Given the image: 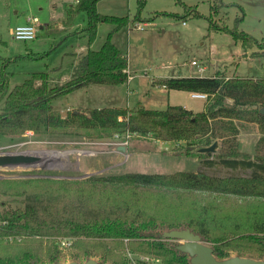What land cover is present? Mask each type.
Returning a JSON list of instances; mask_svg holds the SVG:
<instances>
[{
	"label": "trees",
	"instance_id": "1",
	"mask_svg": "<svg viewBox=\"0 0 264 264\" xmlns=\"http://www.w3.org/2000/svg\"><path fill=\"white\" fill-rule=\"evenodd\" d=\"M98 0H77L67 9L71 22L81 11L88 24L81 33L90 45L101 22L114 25L99 49L88 48L79 57L78 71L64 82L53 81L49 71H35L10 88L9 77H0V134L85 136L112 138L119 134L150 136L183 142L181 154L199 156L205 170L173 173L124 172L92 174L83 178L31 176L0 177V264H54L66 255L61 239L72 243L70 260L99 257L100 264H152L127 255L144 254L160 264H190L177 242L161 238L164 230L189 227L213 244L215 254L227 257L256 252L264 257V77L173 76L160 79L167 89L207 94L205 109L194 111L169 104L164 109L122 106L54 108L59 96L93 84L116 85L129 79L128 59L111 41L112 34L129 25V16L96 11ZM142 3V0H139ZM180 1V0H178ZM218 13L225 0H210ZM240 19V18H239ZM238 19V20H239ZM243 19V17L241 18ZM133 21L138 20L132 18ZM235 40L249 48L257 42L248 33L234 31ZM27 55L39 57L38 52ZM18 58L15 57L14 61ZM258 125L261 136L254 155L239 150L240 127ZM218 141L211 154L198 149ZM217 166L249 169L250 175L208 173ZM218 171V170H217ZM202 194L233 197L226 202L194 198ZM156 234L158 236H156ZM263 256V257H262Z\"/></svg>",
	"mask_w": 264,
	"mask_h": 264
},
{
	"label": "rangeland",
	"instance_id": "2",
	"mask_svg": "<svg viewBox=\"0 0 264 264\" xmlns=\"http://www.w3.org/2000/svg\"><path fill=\"white\" fill-rule=\"evenodd\" d=\"M211 3L210 0H142V3L139 0H98L97 12L131 18L128 26L115 31L111 37L128 59L130 77L127 82L116 85L93 84L78 88L55 98L52 101L54 108L65 114L69 109L81 107L122 106L135 109L142 105L149 109H164L172 103H188L189 107L200 111L205 100L191 98L182 90L173 91L171 94L176 97L170 98L169 90L154 83L158 84L159 77L179 73L182 69H193L191 75L207 76L223 71L229 76L264 77V0H225V5L214 14ZM71 4L76 3L74 0H0V77L11 74L10 88L22 83L35 71H49L53 81L64 82L77 74L79 53L86 52L89 47L99 49L103 45L114 25L99 23L96 38L88 45L87 38L81 33L87 27L88 14L78 12L69 22L67 7ZM27 14H38L44 27H39L33 40H17L12 30L15 23L25 21ZM132 18L138 20L133 21ZM138 25L144 29H139ZM235 30L248 33L257 42L245 49L241 40H235ZM30 51L38 52L39 57L27 55ZM15 57L18 59L14 61ZM193 60L199 66H205L206 71L199 72L192 64ZM2 105L1 102L0 107ZM260 136L256 123L242 124L239 150L245 155H254ZM128 141L127 149L123 151L112 138L46 137L31 131L15 136L0 134V151L37 152L46 156L49 165L31 169L22 166L0 168V177L21 179L53 175L83 178L88 173L111 175L201 170L199 156L181 154L179 150L183 147L174 141L139 135L130 136ZM209 170L219 175L251 174L249 169L242 168L233 170L217 166ZM194 198L201 202L224 201L228 206L233 200V197L220 194H202ZM2 199L7 197L0 196ZM63 251L66 255L62 260H70V248ZM128 251L131 250L127 249V255L134 263L149 257L152 264H160L159 259L152 256L133 252L130 256ZM234 254L238 252L230 251V255ZM242 255L261 258L250 251Z\"/></svg>",
	"mask_w": 264,
	"mask_h": 264
},
{
	"label": "water",
	"instance_id": "3",
	"mask_svg": "<svg viewBox=\"0 0 264 264\" xmlns=\"http://www.w3.org/2000/svg\"><path fill=\"white\" fill-rule=\"evenodd\" d=\"M260 113L264 115V106L260 108ZM218 141L216 140L209 146H204L198 149L202 153H214L217 151ZM125 151L126 145L119 147ZM47 160L37 152H31L29 150L23 151H0V168L14 169L18 166H22L26 169L48 167ZM43 163L37 165L38 162ZM91 173L86 174L89 176ZM162 239H171L178 242L177 249L184 252L189 257L190 264H264V258H254L245 255H229L227 257L220 258L214 252V247L210 243L203 240L201 234L193 231L189 227L164 230L161 234ZM156 236H158L156 234ZM54 264H100L97 257H90L83 261L76 260H60Z\"/></svg>",
	"mask_w": 264,
	"mask_h": 264
},
{
	"label": "built area",
	"instance_id": "4",
	"mask_svg": "<svg viewBox=\"0 0 264 264\" xmlns=\"http://www.w3.org/2000/svg\"><path fill=\"white\" fill-rule=\"evenodd\" d=\"M38 21H39V18L37 16L30 15L27 18L25 23L18 24L14 27L13 36L17 40H24V41L35 39L37 37V32H38V26H37ZM138 28L144 29V26L138 25ZM192 64L197 66L199 72H205L206 71V67L205 66H199V63L196 60H193ZM128 73H129V71H128ZM129 77H130V75H129ZM193 96L206 98L207 94L202 93V92H194ZM31 133H32V131H31ZM129 138H130L129 134H127V137L124 140L121 139V136L119 134H115L113 137V141H115V143L120 144V146L121 145H127L129 142L128 141ZM71 243H72L71 239H68V238L61 239V245L64 247H68ZM128 254H130V256L132 255V253L130 251H128ZM144 259L146 261H150L149 257H145Z\"/></svg>",
	"mask_w": 264,
	"mask_h": 264
},
{
	"label": "crops",
	"instance_id": "5",
	"mask_svg": "<svg viewBox=\"0 0 264 264\" xmlns=\"http://www.w3.org/2000/svg\"><path fill=\"white\" fill-rule=\"evenodd\" d=\"M74 2L76 3L77 2V0H74ZM71 5H73V4H71ZM69 7V6H68ZM68 7H67V9H68ZM15 14H18V12L16 11V13ZM30 15H34V16H37L38 18H39V21H38V23H37V26H38V29H39V27H41V28H43L44 27V24H42V23H40V17H39V15L38 14H27L26 16H25V21L24 22H22V23H25L26 22V20H27V18L30 16ZM40 23V24H39ZM18 24H21V23H15V26L16 25H18ZM51 24V23H50ZM50 24L48 23V26H50ZM14 26V27H15ZM14 29V28H13ZM12 35H13V30H12ZM82 53H79V57H80V55H81ZM193 71V69H189L188 71H185L184 69H182V70H180V72L179 73H171V74H167V75H163V76H161V77H159V78H161V79H163V78H167V77H173V76H194V75H191V72ZM200 75V74H199ZM212 75H214V74H210V75H207V76H212ZM204 76H206V75H204ZM229 76V75H228ZM64 78H68V76L66 77V76H64ZM71 78V77H70ZM158 80V79H157ZM155 80H153V82H154ZM156 86H158L159 88H162V89H165V90H169V89H167L166 87H164V86H161V85H159V84H157V83H154ZM173 91H175V89H170L169 90V94H170V98H172V97H176V95L174 94V96H173V94H171V93H173ZM183 91V90H182ZM187 93H189V97H191V98H194V99H203V100H205V102H204V108L202 109V110H204L205 109V104H206V100H207V97L206 98H203V97H196V96H193V93L194 92H189V91H186ZM173 102H175V101H173ZM173 104V103H172ZM175 105H182V106H184V107H186V108H189V109H192V110H194V111H196V112H198V110H196L195 108H193V107H189V105H188V103H174ZM173 104V105H174ZM202 110H200V111H202ZM178 144V146H181V145H183V142H178V143H176V145ZM200 160H201V158H199L198 157V163H199V165H200ZM200 169L201 170H205V168L204 167H202L201 165H200ZM211 169H214V168H211ZM208 173H210V172H214L213 170H208L207 171Z\"/></svg>",
	"mask_w": 264,
	"mask_h": 264
},
{
	"label": "bare ground",
	"instance_id": "6",
	"mask_svg": "<svg viewBox=\"0 0 264 264\" xmlns=\"http://www.w3.org/2000/svg\"><path fill=\"white\" fill-rule=\"evenodd\" d=\"M47 156H48V155H47ZM43 157H44V156H43ZM45 158H46V156L44 157V159H45ZM38 163H40V164H41V163H42V161H40V162H38ZM38 163H37V165H40V164H38Z\"/></svg>",
	"mask_w": 264,
	"mask_h": 264
}]
</instances>
